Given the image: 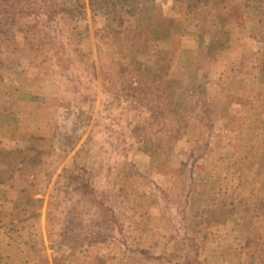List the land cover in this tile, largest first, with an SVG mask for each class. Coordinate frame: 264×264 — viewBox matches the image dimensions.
Masks as SVG:
<instances>
[{
    "label": "rangeland",
    "instance_id": "rangeland-1",
    "mask_svg": "<svg viewBox=\"0 0 264 264\" xmlns=\"http://www.w3.org/2000/svg\"><path fill=\"white\" fill-rule=\"evenodd\" d=\"M63 1L73 11L51 24L52 38L18 17L14 30L25 53L18 66L0 33V264L66 259L64 229L86 243L73 264H155L137 252L148 246L164 247L168 264H244L243 102L233 105L231 130L221 133L229 136L207 164L204 207L187 214L199 250L173 238L150 207L158 187L180 207L181 163L207 136L197 78L209 77V98L220 106L227 92L243 90L242 0H139L136 10L131 4L111 18L94 5L119 0ZM9 5L21 11L24 3L0 0V15ZM227 35V48L207 52ZM147 49L175 55L166 64L149 58L146 73L135 62ZM87 179L91 189L76 182ZM87 236L104 240L95 247Z\"/></svg>",
    "mask_w": 264,
    "mask_h": 264
},
{
    "label": "trees",
    "instance_id": "trees-1",
    "mask_svg": "<svg viewBox=\"0 0 264 264\" xmlns=\"http://www.w3.org/2000/svg\"><path fill=\"white\" fill-rule=\"evenodd\" d=\"M19 1L24 3L23 9H21V11L18 10V8L14 9L12 8V5H9L4 9V13L0 15V33L7 36V38L9 39V48L18 55L17 66L18 63L24 60L25 57L24 51H22L19 46V38L14 30L15 24L19 16L23 17V19H31L35 23L38 22L37 24V27L39 28L38 30L47 32L50 38H52L53 37L52 33L56 30L57 25L55 24L51 26V24L57 22L60 16H64L66 14L71 15L73 11L72 8L70 9L66 4V2H64L63 0H50L43 4H31V5H29V3H32V1L29 0H19ZM131 4L133 5L132 7L133 10H136L139 4V0H119L117 2L105 1L102 3L97 2V4H95L94 6L97 7L99 10L96 11L95 13L98 15H102L103 17L111 18L109 16L114 14V12H116V14L124 13L125 7ZM230 41H231V37L230 35H227L222 42L216 43L214 47L210 46L207 52L213 55L218 54L222 50L227 48V45ZM174 51H175L174 49H161V50L147 49L143 51H138L140 56L135 63L141 71L145 70L146 73H148L151 70V67L148 65L146 60H149V58L155 56L157 57V61L165 63L168 60H173V55H175ZM129 68L131 67L126 66L122 68V74H124L126 70H128ZM210 83L211 82L209 80V77L200 76L196 80V86L194 85L195 94L197 95L199 94L198 98L195 100V102L197 103L196 105L200 109L198 115L206 119L208 133L205 138L198 139L195 142L191 156L186 157L181 163V168L184 171L185 180H184L183 192H182L183 201L180 207L173 206L168 194L160 187L157 188L158 190L154 189L156 193L152 194L154 197L153 200H151L150 202L151 203L150 207L155 211L158 210L160 212L159 218L160 219L165 218L164 220H166L167 223L169 224V229L172 230L173 238L187 240L186 246H188V248L194 249L195 252L199 250V246L197 245L198 235L195 234L189 235L187 214L192 211L195 212V214H197L203 209L204 205L202 203L204 202L203 201L204 193L201 191L200 186H203L204 183H206L205 180L207 175V171H206L207 164L210 162V159L214 157L217 151L216 148L217 143L229 136L227 134H221V133L227 130H231L233 117H230V115L228 114L231 113V109L237 108V106L233 107V105H236L237 102H243V90H241L240 94H235V92L232 91L229 95L227 92L226 96H224L223 100L225 102L223 106L217 105L216 103L212 102L211 99L209 98V94L211 91L210 89H208V85ZM234 87L233 89H235ZM214 112L218 114L219 120H217L214 117L213 115ZM228 121H230V123H227ZM64 142L66 141L64 140ZM10 157L12 160H14V154H10ZM137 160L140 161L142 159H137ZM140 163H141L140 165H137V168L139 170L138 172L139 174H142L144 176V174L147 172V169L144 166L143 161ZM10 166L12 167L13 171H15L14 164L11 163ZM77 178L78 177H76L75 179L77 180ZM76 182L80 183L82 187L89 189H91L94 186V183L89 179H87V182L84 181H76ZM144 183L147 186L155 185L150 180H146V182L144 181ZM105 197L106 196L104 195V200H106L107 203L106 211H112V206L108 204V198ZM197 198H201L202 200L199 203V205H197L196 203ZM226 202L228 203V201H225V203ZM227 203L225 204V206H227ZM145 215L146 213H142L140 217L144 218ZM140 217L139 214H135V220L137 219L139 220ZM59 235L62 236L61 239H63L64 237L67 246L71 250V253L67 256L66 259L65 257L54 259L53 264L75 263L76 254L82 250V248L86 244L85 241L84 240L76 241L75 238L73 239L69 237V230L66 229L60 232ZM84 239L86 241H89V243L95 247H100L101 244H99V242L101 240H104L103 237H91V236H87ZM105 240L109 242L108 237H106ZM163 248L164 247L161 246H154V247L148 246L146 247V249H141L140 251H137V249H135V251H137L139 255L149 257V259L155 262V264H168L165 263L164 259L168 261L170 254L169 252L163 251ZM135 253L136 252L130 253V256L131 254L134 255ZM123 264H131V263H123ZM185 264H206V263L187 262Z\"/></svg>",
    "mask_w": 264,
    "mask_h": 264
}]
</instances>
